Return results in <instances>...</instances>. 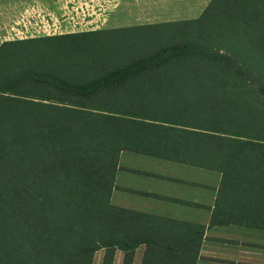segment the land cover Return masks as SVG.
Returning a JSON list of instances; mask_svg holds the SVG:
<instances>
[{
  "label": "trees",
  "instance_id": "obj_1",
  "mask_svg": "<svg viewBox=\"0 0 264 264\" xmlns=\"http://www.w3.org/2000/svg\"><path fill=\"white\" fill-rule=\"evenodd\" d=\"M181 24L195 40L111 66L99 59L104 42L86 40L92 31L41 38L59 42L26 66L9 55L19 48L4 53L41 39L2 45L0 264H94L100 250L101 264L117 252L134 264L140 246L141 264H196L201 224L113 202L125 152L217 172L220 195L264 209V0H211ZM189 79L199 86L190 103L124 98L163 96Z\"/></svg>",
  "mask_w": 264,
  "mask_h": 264
},
{
  "label": "crops",
  "instance_id": "obj_2",
  "mask_svg": "<svg viewBox=\"0 0 264 264\" xmlns=\"http://www.w3.org/2000/svg\"><path fill=\"white\" fill-rule=\"evenodd\" d=\"M210 1L0 0V48L68 33L122 31L189 20L196 17L181 13L202 11ZM135 157L124 168L129 173L125 185L113 191V201L118 194H135L142 199L140 204L132 200L129 203L138 204L136 207L121 206L201 224L203 234L196 264H264V209L259 208L257 199L251 198L254 205L247 210L241 199L228 200L219 194V173L218 180L201 182L189 177L191 165L176 162L180 165L174 167V174L162 159L141 154Z\"/></svg>",
  "mask_w": 264,
  "mask_h": 264
},
{
  "label": "rangeland",
  "instance_id": "obj_3",
  "mask_svg": "<svg viewBox=\"0 0 264 264\" xmlns=\"http://www.w3.org/2000/svg\"><path fill=\"white\" fill-rule=\"evenodd\" d=\"M207 7V6H206ZM205 7V8H206ZM204 8V9H205ZM204 9L202 11H188V12H182L181 16L183 15H194L196 18H193V16L191 15V17L193 19H197L199 17L202 16V13L204 11ZM199 13V15H197ZM197 15V16H196ZM191 20V19H189ZM185 21V20H184ZM184 21H174V22H170V23H165V24H154V25H146V26H138V27H131V28H127L126 30H118L116 29H102V30H98L95 31L93 33H91V35H89V37H87L86 40H91V42H95L97 41H103L104 45L106 48L99 49L98 52H100L99 56H103V58L99 59L101 60V62H105L106 64H108L109 66L111 65H115L117 63H120L119 61L122 59L121 62L123 61H128L134 57H140L143 55H147L150 54L156 50H158L159 48H162L164 46H168V45H172L174 43L177 42H184V41H188V40H195L194 36H196V34H193L192 32H194V30H191L188 28H185V25H182L181 22ZM192 27V26H191ZM95 39V40H94ZM85 41V40H83ZM98 44H101L100 42H97ZM210 41V40H209ZM54 42H59L58 40L53 41V40H37V42H31V43H23L20 44L19 46H9L7 48H19L16 51H14V53L9 54V55H13V57H18V59L15 61L16 63L19 64H24V66L26 65H30L32 64L31 61L33 60H41V61H46L49 58L47 54V52L50 51L51 53V48L55 45ZM212 44V43H211ZM216 42L213 43V45H215ZM108 45V46H107ZM224 45V44H223ZM222 46H216V47H223ZM36 47H39L41 49V56H32L31 54L33 52H37L39 51ZM20 49H24V50H20ZM107 49V51H106ZM5 52L4 55H8V52ZM106 51V54H105ZM225 51V50H224ZM11 52V51H10ZM18 54V55H16ZM238 55H242L244 54L243 51H241L240 48V52L237 53ZM36 57V58H34ZM46 57V58H45ZM106 59V60H104ZM60 60L61 64H65L64 60H62L61 58L58 59V61ZM69 61V60H68ZM72 61H69L66 65L67 66H71L70 69H74V71H82L83 68H86V70L88 71H92L93 76H95V73H102L104 72L103 70H98L97 68H89V66H95V64L92 65H86V66H77L75 64V62L72 64ZM49 63H53V64H57L56 60L50 59ZM72 64V65H71ZM99 67H102V65H99ZM17 68V67H16ZM175 69L174 66L171 67H167V75H169L171 72H173ZM96 70V72H95ZM88 72V73H90ZM97 76V75H96ZM150 75H142V78L144 79H148ZM85 78H88V76H86ZM160 79V78H158ZM187 81V80H186ZM191 81V82H188ZM187 82H178V84L176 85V90L174 91H180L179 93H174V91H168L167 94H163V96H152L150 98H144L142 95H131V96H125L124 98L126 99V101L131 102V104L137 105V106H141V104H145L146 102H148L147 100H152V102L154 103H158V104H162L163 106L161 107H166V105L168 103H180L183 101H188V103H190V98L192 99V96L196 90H198L199 87L196 84H194V80L193 79H189ZM154 82H158V85H165L163 83L165 82H160V81H154ZM171 84V83H169ZM131 85L132 87L134 85L132 84H128ZM182 86L184 88H182ZM159 90V89H158ZM190 97V98H189ZM205 99H202L201 101H204ZM169 105V104H168ZM143 106V105H142ZM136 108V107H135ZM166 110V114H162V117H166L165 115H167L168 109L163 108ZM136 154L134 153H130V152H125L122 154L121 157V168H123V170L126 169V165L127 164H131L134 160L133 157H135ZM137 157V156H136ZM135 157V158H136ZM165 166L171 167L172 170H170L171 172H175L176 170L174 169V167L176 165H180L176 162H171V161H163ZM159 167V165H157ZM152 167V166H150ZM193 167V172L189 173L191 174L189 177L194 179V180H198V181H204V182H210V181H215L218 180L219 177L216 174H213V171L209 170L206 171V169L202 170L199 169V167L196 166H192ZM125 168V169H124ZM121 172V171H120ZM117 174V182H118V187L117 189L122 185H125L126 179H127V174L129 173L128 170L123 171L122 173ZM212 174H211V173ZM210 173V174H208ZM175 174V173H174ZM189 178V179H190ZM212 179V180H211ZM200 182V183H201ZM198 183V182H197ZM120 185V186H119ZM118 198H120L119 200H117ZM114 199L116 201H113L115 204H119V205H124V206H134L136 207L138 204H132L129 203V201L132 200H137L138 203L140 204L142 202V199L140 197H137L135 194H123L122 195H116V197H114ZM192 210V209H191ZM184 211V210H183ZM145 251V246H140L137 250H136V258H135V262L134 264H141L142 262V258H143V254ZM104 252L103 250L98 251L95 256H94V264H101L102 262V258H103ZM122 261V254L120 252H117V258H116V263L115 264H121Z\"/></svg>",
  "mask_w": 264,
  "mask_h": 264
}]
</instances>
